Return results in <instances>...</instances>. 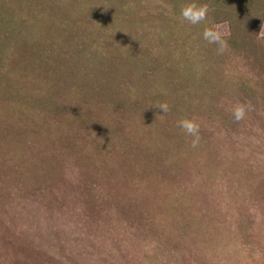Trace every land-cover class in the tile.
<instances>
[{"label": "rangeland", "instance_id": "obj_1", "mask_svg": "<svg viewBox=\"0 0 264 264\" xmlns=\"http://www.w3.org/2000/svg\"><path fill=\"white\" fill-rule=\"evenodd\" d=\"M190 2L0 0V264H264V0Z\"/></svg>", "mask_w": 264, "mask_h": 264}, {"label": "clouds", "instance_id": "obj_2", "mask_svg": "<svg viewBox=\"0 0 264 264\" xmlns=\"http://www.w3.org/2000/svg\"><path fill=\"white\" fill-rule=\"evenodd\" d=\"M213 10L214 9L209 3H197L196 0H192V2L185 4L181 8L180 14L183 19L188 21L191 25L205 23L206 26L202 33L203 39L209 44L216 45L218 54H223L228 48V40L226 38L227 34L225 31H223V25L220 23L207 24L209 14ZM259 36L264 37V25L261 27ZM153 107L162 110L164 114H167L170 111V105L167 101L158 102L153 105ZM249 110L250 105L245 103H237L232 107V116L236 122H239L245 118ZM177 126L186 135L193 137L191 141V146L193 148L199 145L201 139V126L196 117L181 119Z\"/></svg>", "mask_w": 264, "mask_h": 264}, {"label": "trees", "instance_id": "obj_3", "mask_svg": "<svg viewBox=\"0 0 264 264\" xmlns=\"http://www.w3.org/2000/svg\"><path fill=\"white\" fill-rule=\"evenodd\" d=\"M219 14H223V13H219ZM234 38H230V40H233ZM235 41H237L236 39H235Z\"/></svg>", "mask_w": 264, "mask_h": 264}]
</instances>
